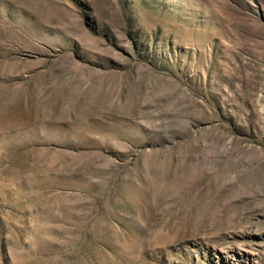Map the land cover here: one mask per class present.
<instances>
[{
  "label": "rangeland",
  "instance_id": "obj_1",
  "mask_svg": "<svg viewBox=\"0 0 264 264\" xmlns=\"http://www.w3.org/2000/svg\"><path fill=\"white\" fill-rule=\"evenodd\" d=\"M0 264H264V0H0Z\"/></svg>",
  "mask_w": 264,
  "mask_h": 264
}]
</instances>
